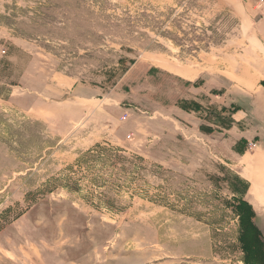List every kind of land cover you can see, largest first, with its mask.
<instances>
[{
    "label": "rangeland",
    "instance_id": "obj_1",
    "mask_svg": "<svg viewBox=\"0 0 264 264\" xmlns=\"http://www.w3.org/2000/svg\"><path fill=\"white\" fill-rule=\"evenodd\" d=\"M263 67L242 0H0V264H264Z\"/></svg>",
    "mask_w": 264,
    "mask_h": 264
},
{
    "label": "crops",
    "instance_id": "obj_2",
    "mask_svg": "<svg viewBox=\"0 0 264 264\" xmlns=\"http://www.w3.org/2000/svg\"><path fill=\"white\" fill-rule=\"evenodd\" d=\"M244 2V4L246 6H249L251 8H254V4L256 2V0H242ZM262 79L258 80V83L256 85V90H250L251 88H248L247 86L241 88V90L244 91V93L252 96L251 97V109L250 106L249 107H244L243 110H236L231 114V119H232V127L228 130L229 134H234L239 130V127H242L244 129L243 132H239L242 133L243 137H245L246 139H251L254 138L256 139V146L257 148H259V154L256 155H248L249 153H244V158L246 157H253L250 161H252V166L253 168H261L260 172L262 174H260L261 178L264 177V143H263V135H264V67L262 68ZM250 110L252 111V113L254 112V110H258L260 115L259 117H257V121L258 122H253V124L251 123V118H248ZM254 125V127H253ZM255 144V143H254ZM251 154V153H250ZM243 165V164H242ZM247 166L244 163V169L243 171H247ZM245 172H243L241 174V177L243 179H245L248 182V188L254 190V189H258V188H264V185H260L262 183H264V180H257L258 179V175H256L255 173V177L253 176H247L245 174ZM250 179V180H249ZM259 203V202H258ZM257 202H255V205L258 204ZM255 211V208H254ZM257 215V214H256Z\"/></svg>",
    "mask_w": 264,
    "mask_h": 264
},
{
    "label": "built area",
    "instance_id": "obj_3",
    "mask_svg": "<svg viewBox=\"0 0 264 264\" xmlns=\"http://www.w3.org/2000/svg\"><path fill=\"white\" fill-rule=\"evenodd\" d=\"M254 10L264 18V0H256L254 4Z\"/></svg>",
    "mask_w": 264,
    "mask_h": 264
},
{
    "label": "trees",
    "instance_id": "obj_4",
    "mask_svg": "<svg viewBox=\"0 0 264 264\" xmlns=\"http://www.w3.org/2000/svg\"><path fill=\"white\" fill-rule=\"evenodd\" d=\"M236 111V110H235ZM256 231V230H255ZM258 237V236H257ZM256 237V239H257V243H259L261 246H262V260L264 261V246H263V244H262V242H261V238H257ZM258 239H260L259 241H258Z\"/></svg>",
    "mask_w": 264,
    "mask_h": 264
},
{
    "label": "water",
    "instance_id": "obj_5",
    "mask_svg": "<svg viewBox=\"0 0 264 264\" xmlns=\"http://www.w3.org/2000/svg\"><path fill=\"white\" fill-rule=\"evenodd\" d=\"M261 242H262V244H263V246H264V239H261Z\"/></svg>",
    "mask_w": 264,
    "mask_h": 264
},
{
    "label": "bare ground",
    "instance_id": "obj_6",
    "mask_svg": "<svg viewBox=\"0 0 264 264\" xmlns=\"http://www.w3.org/2000/svg\"><path fill=\"white\" fill-rule=\"evenodd\" d=\"M250 180V179H249Z\"/></svg>",
    "mask_w": 264,
    "mask_h": 264
}]
</instances>
